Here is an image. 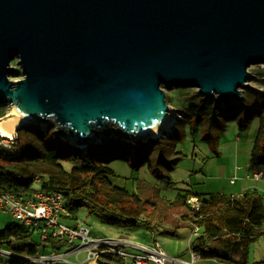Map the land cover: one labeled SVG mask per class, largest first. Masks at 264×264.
Returning <instances> with one entry per match:
<instances>
[{"label":"water","instance_id":"obj_1","mask_svg":"<svg viewBox=\"0 0 264 264\" xmlns=\"http://www.w3.org/2000/svg\"><path fill=\"white\" fill-rule=\"evenodd\" d=\"M257 65L264 0H0V123L16 134L58 126L81 149L166 137L168 91L229 107Z\"/></svg>","mask_w":264,"mask_h":264},{"label":"trees","instance_id":"obj_2","mask_svg":"<svg viewBox=\"0 0 264 264\" xmlns=\"http://www.w3.org/2000/svg\"><path fill=\"white\" fill-rule=\"evenodd\" d=\"M18 73L22 74L21 71ZM219 108L215 100L202 97L189 108V114L212 118L219 114ZM8 111V105L0 104V119ZM258 114L259 130L253 142L249 165L252 169L264 171V103ZM179 115L185 117L181 113ZM31 134H36L37 139L25 141V137ZM50 136L56 137V143L60 141L62 144L49 143L47 139ZM91 147L79 150L69 144L58 134V126L55 132L54 129L43 130L41 126L23 129L14 139L12 149L0 146V194L26 193L39 182L40 191L59 192L65 196L71 215L65 217L64 222L70 225L81 221L80 215L85 210L105 225L121 229H135L142 225L152 233L158 229V214L166 212L167 216L169 211L182 213L188 209L184 219L187 216V223L201 229L200 236L192 242V250L200 253L205 260L248 264L250 244L264 236V196L257 189H249L242 195H213L210 212L205 213L202 197L192 191L166 203L160 198V189L144 185L130 192L115 186L111 180L116 172L96 161L91 155ZM71 162L74 164L68 170L65 165ZM193 198H197L203 207L200 213L191 209L189 201ZM185 226L179 224L175 228ZM35 232L17 222L0 231V248L9 247L6 250L10 252V264H36L31 258L46 255L43 253L46 250L52 253L61 250L62 244L52 239L43 241L44 245L41 242L13 245L14 241L31 240ZM103 257L124 262L113 255Z\"/></svg>","mask_w":264,"mask_h":264},{"label":"rangeland","instance_id":"obj_3","mask_svg":"<svg viewBox=\"0 0 264 264\" xmlns=\"http://www.w3.org/2000/svg\"><path fill=\"white\" fill-rule=\"evenodd\" d=\"M13 63L12 66L17 68L18 72L21 71L18 60ZM250 72L256 76L255 81L251 83L254 89L243 92L242 104L238 103L240 101H235L230 108L220 106L219 114L212 118L196 117L189 114V108L202 99L197 89L168 91V104L185 117L178 115L175 118V125L166 133L165 138L133 142L116 137H105L101 146L92 145V157L116 172L111 182L117 187L126 188L130 192L144 185L157 188L160 189V198L166 203L174 202L180 194L185 195L192 191L202 197L204 212H210L211 196L221 194L223 190H229L230 194L229 182L233 178L231 176L236 166H250V150L259 130L258 112L264 103V65L253 66ZM10 78L19 81L24 75L18 73L17 77ZM56 127L51 126L50 129H54L55 132ZM36 136L31 134L25 137V141L35 140ZM47 141L53 145L62 144L60 141L56 143V137L50 136ZM73 164L74 162L66 163L65 166L70 170ZM34 187L40 188L39 182ZM187 211L188 209H185L179 213L180 211L172 210L167 216H165L166 212L158 214L156 218L158 229L154 234L142 225L135 229L105 225L88 215L85 210L82 211L80 220L90 227L94 237L114 239L124 237L125 240L149 246L159 242L169 256L189 260L192 254L194 227L193 223H187V216L184 219L185 214H188ZM13 222L15 219L11 212H0V231ZM179 224L186 226L175 228ZM171 229L173 230L168 231ZM34 242H41L44 245L38 231L31 240L14 241L13 245ZM6 249H9L7 245L0 248L2 251H7ZM69 249V246L64 245L58 253H66ZM43 253L52 252L46 250ZM85 258L86 253H81L80 259L83 261ZM10 259L11 256L0 251V264H10ZM69 259L75 261L76 256L73 255ZM99 264L134 263L130 258L124 262L102 258ZM198 264L226 263L203 260ZM248 264H264V236L250 244Z\"/></svg>","mask_w":264,"mask_h":264},{"label":"built area","instance_id":"obj_4","mask_svg":"<svg viewBox=\"0 0 264 264\" xmlns=\"http://www.w3.org/2000/svg\"><path fill=\"white\" fill-rule=\"evenodd\" d=\"M13 142L14 139L8 141L1 138L0 146L12 149ZM263 178L264 171L257 170L254 179L259 181ZM236 181L234 178L232 183ZM189 203L194 213L202 211L203 207L197 198L191 199ZM0 212H11L15 222L38 231L43 241L52 239L62 244V247H70L66 253L60 254L58 251L31 258L36 264H99L104 255L117 256L122 260L130 258L134 264H198L204 260L201 254L194 250L189 260L171 257L159 242L149 246L123 238L94 237L90 227L83 222L79 221L74 225L64 222V218L70 217L71 213L65 196L59 192L47 193L34 187L26 193L0 194ZM192 231L194 238L200 236L199 226L195 225ZM83 252L86 253V258L82 261L80 254ZM73 255L76 256L75 261L69 259ZM211 261L219 263L216 260Z\"/></svg>","mask_w":264,"mask_h":264},{"label":"crops","instance_id":"obj_5","mask_svg":"<svg viewBox=\"0 0 264 264\" xmlns=\"http://www.w3.org/2000/svg\"><path fill=\"white\" fill-rule=\"evenodd\" d=\"M249 148H251V147H249ZM249 167L248 166L247 167L246 166H239V165L236 166V168L234 169L235 172H233V174L231 176L233 178L229 182V184H230L229 188L231 189L230 194L228 193L229 190H223L221 192V194H226V195H230V196L242 195L249 189H257L264 196V178L259 180V181L255 180L254 175L257 173V170L252 169L251 167L249 168ZM234 178H236L237 181L235 183H232V180ZM120 238L125 239L124 237H120ZM102 258H105V257H101V259ZM208 261H211V260H208ZM211 262H213V261H211Z\"/></svg>","mask_w":264,"mask_h":264},{"label":"bare ground","instance_id":"obj_6","mask_svg":"<svg viewBox=\"0 0 264 264\" xmlns=\"http://www.w3.org/2000/svg\"><path fill=\"white\" fill-rule=\"evenodd\" d=\"M175 125V123L173 124V126ZM171 124L169 126V128H167V130L169 131L172 127H173ZM18 134H16L15 132H11L9 130H7L1 123H0V137H3V138H6V139H15L17 137ZM159 135V134H158ZM87 146L85 147H82V148H86ZM5 253H7L8 255H10V252H7V251H3Z\"/></svg>","mask_w":264,"mask_h":264}]
</instances>
